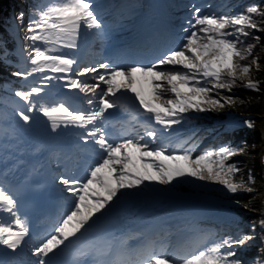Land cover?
Masks as SVG:
<instances>
[{
  "label": "snow or ice",
  "instance_id": "snow-or-ice-1",
  "mask_svg": "<svg viewBox=\"0 0 264 264\" xmlns=\"http://www.w3.org/2000/svg\"><path fill=\"white\" fill-rule=\"evenodd\" d=\"M106 7L97 0H33L5 26L16 45L12 52L0 38V63L23 82L11 89L23 102L14 109L12 138L43 125L74 149L66 159L48 161L63 171L51 175L62 211L47 235L31 233L20 193L0 186V214L7 217H0V264H264V212L247 230L235 215L251 208L237 194H259L256 177L249 171L245 178L233 160L245 154L247 142L227 140L194 154L201 142L194 124L202 114L244 104L232 94L238 86L260 91L251 78L259 58L247 41H260L255 33L264 31V0L239 11L225 4L220 14L184 5L188 15L179 25L170 22L163 39L118 45L111 55L87 61L83 47L111 36L101 15ZM69 100L87 107L73 109ZM237 126L233 121L225 131ZM243 126L254 130L256 121L246 119ZM40 174L33 168L25 185ZM193 181L219 186L229 198L214 226L90 238L125 199L156 191L152 185L164 191ZM130 239L139 242L132 246Z\"/></svg>",
  "mask_w": 264,
  "mask_h": 264
},
{
  "label": "trees",
  "instance_id": "trees-1",
  "mask_svg": "<svg viewBox=\"0 0 264 264\" xmlns=\"http://www.w3.org/2000/svg\"><path fill=\"white\" fill-rule=\"evenodd\" d=\"M260 19V18H258ZM255 49H258L261 53H263V58L262 61L264 63V43L261 42V44L256 43L255 44ZM250 60H246L243 61L242 63H249ZM0 71L4 72V73H8V71H3V67H0ZM260 75V74H259ZM257 93L251 92V91H242L241 94H239L240 99L246 101L247 99L250 101H254L256 98ZM246 107H250L253 110H257L259 107L256 104L250 103H244V104H240L239 101L237 102L236 106L230 109H233L236 112H240V111H246ZM226 110V109H225ZM214 115L218 114V112L212 113ZM243 143V142H242ZM242 145V144H240ZM253 145H255L253 143V140H250L249 143H247V149L244 155H239L237 157H234L233 160L235 162H238L239 167L242 169V173L245 176V178L247 177V174L249 171H255L257 170L258 167V158H257V151H256V145L255 147H253ZM193 182L191 183H184L182 185H179L178 188L180 189H184V190H193ZM237 198H239L242 202H247V200L249 199V194H244V193H240Z\"/></svg>",
  "mask_w": 264,
  "mask_h": 264
},
{
  "label": "bare ground",
  "instance_id": "bare-ground-1",
  "mask_svg": "<svg viewBox=\"0 0 264 264\" xmlns=\"http://www.w3.org/2000/svg\"><path fill=\"white\" fill-rule=\"evenodd\" d=\"M204 1H208V0H199L198 2L202 3ZM209 1H211V0H209ZM4 2H5V0H0V5H1V3H4ZM13 9L16 10V8H14V7H13ZM212 9H213L212 11L214 13H219V12H216L218 10L219 11H221V10L227 11V9L225 7H223V5L220 6L219 8H216V6H214V7H212ZM185 11H187V10H185ZM7 12H8V10L7 11L5 10V13H7ZM12 13L14 16L15 14H18L19 12L15 11ZM12 13L10 12L9 16H7L8 17V23L10 22V20L12 18ZM186 13H188V12H186ZM105 22H106V20H105ZM258 129H259V133H260L261 137L264 140V110H263L262 116L259 119ZM260 150L262 152V156H264V143H262ZM263 178H264V171H263ZM260 188H261V190H259V192H258L259 194L256 195V197L253 199V202L251 203V208L247 209V210L241 209L239 211L241 213V216L244 217L248 221H252L254 219H257L261 215V213L264 212V183H262ZM172 195H173V197H175L177 199H185V200L196 199L195 198L196 196L198 198V195L195 196V195H187V194H182V193H175V194L173 193ZM205 198H208V200L214 205H220L223 202L222 200H219V199L213 198V197H205ZM252 209H255V211H253Z\"/></svg>",
  "mask_w": 264,
  "mask_h": 264
},
{
  "label": "rangeland",
  "instance_id": "rangeland-1",
  "mask_svg": "<svg viewBox=\"0 0 264 264\" xmlns=\"http://www.w3.org/2000/svg\"><path fill=\"white\" fill-rule=\"evenodd\" d=\"M220 0H217V2L216 3H220L219 2ZM204 9H205V7H206V4H204ZM208 8H210V7H208ZM262 27H264V25L262 24ZM260 33V35L261 36H263L264 35V31H260L259 32ZM3 51H4V49L3 48H1L0 49V55H2L3 54ZM254 69H256L255 68V66H254ZM253 72H254V70H252V73H251V77L253 76ZM245 81H247V80H244V82ZM238 85H239V82H238ZM264 108V107H263ZM260 119V116H258L257 118H256V133H257V135H258V139L260 140V142H261V145H262V143H263V138L261 137V135H260V133H259V129H258V124H259V120ZM259 148H261V146L259 147ZM259 151H261V150H259ZM262 175V174H261ZM157 186V185H156ZM259 190H261V188L259 187ZM259 190H258V192H259ZM195 195H199V194H195ZM256 195H257V193H256ZM256 197V196H255ZM253 202V200L251 201V203ZM224 204H228L227 202H223ZM244 210V209H243ZM250 221H246L245 222V225H247L248 223H249Z\"/></svg>",
  "mask_w": 264,
  "mask_h": 264
}]
</instances>
